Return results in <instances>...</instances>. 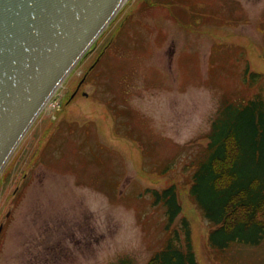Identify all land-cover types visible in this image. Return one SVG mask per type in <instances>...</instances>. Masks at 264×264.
<instances>
[{
	"label": "rangeland",
	"instance_id": "rangeland-1",
	"mask_svg": "<svg viewBox=\"0 0 264 264\" xmlns=\"http://www.w3.org/2000/svg\"><path fill=\"white\" fill-rule=\"evenodd\" d=\"M257 93L264 0H126L0 173V264H145L171 183L199 264H264V237L213 248L188 192L221 104Z\"/></svg>",
	"mask_w": 264,
	"mask_h": 264
},
{
	"label": "trees",
	"instance_id": "trees-1",
	"mask_svg": "<svg viewBox=\"0 0 264 264\" xmlns=\"http://www.w3.org/2000/svg\"><path fill=\"white\" fill-rule=\"evenodd\" d=\"M104 52L99 51L92 68ZM207 138L204 154L191 171L188 192L213 223L208 243L216 249L235 242L257 244L264 237V97L257 93L243 103L223 102ZM148 190L154 204L164 205L165 228L170 231L145 264H199L176 185ZM119 264L133 263L123 258Z\"/></svg>",
	"mask_w": 264,
	"mask_h": 264
},
{
	"label": "water",
	"instance_id": "water-1",
	"mask_svg": "<svg viewBox=\"0 0 264 264\" xmlns=\"http://www.w3.org/2000/svg\"><path fill=\"white\" fill-rule=\"evenodd\" d=\"M125 1L0 0V173Z\"/></svg>",
	"mask_w": 264,
	"mask_h": 264
},
{
	"label": "flooded vegetation",
	"instance_id": "flooded-vegetation-1",
	"mask_svg": "<svg viewBox=\"0 0 264 264\" xmlns=\"http://www.w3.org/2000/svg\"><path fill=\"white\" fill-rule=\"evenodd\" d=\"M92 67H93V66H92ZM92 67H91V68H92ZM91 68H90V69H91ZM92 69H93V68H92ZM89 72H90V70H89V71H86V72L83 74V75H84V79H85V77H87V75H88Z\"/></svg>",
	"mask_w": 264,
	"mask_h": 264
}]
</instances>
